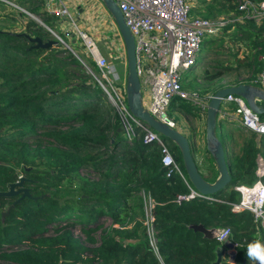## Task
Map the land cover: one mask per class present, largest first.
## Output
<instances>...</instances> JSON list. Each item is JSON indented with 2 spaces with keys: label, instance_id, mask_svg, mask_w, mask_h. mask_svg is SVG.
<instances>
[{
  "label": "trees",
  "instance_id": "1",
  "mask_svg": "<svg viewBox=\"0 0 264 264\" xmlns=\"http://www.w3.org/2000/svg\"><path fill=\"white\" fill-rule=\"evenodd\" d=\"M195 1L190 14L210 19L234 14L215 35L207 37L216 45L200 51L213 59L243 55L240 67L218 62L207 71L202 64V77L213 80L233 71L242 79H231L229 85L252 83L264 56V18L256 22L244 17L238 9L241 0L191 2ZM28 2L30 6L40 4L20 1ZM28 10L37 13L43 26L27 20L21 33L0 31V191L22 176L21 187L29 194L10 208L20 193L0 197V212L9 208L3 217L0 213V264H213L215 249L223 243L203 237L188 227L191 224L228 228L233 259L227 262L224 254L218 264H247V244L261 241V236L250 212L230 211V203L239 197L232 186L254 182L255 160L257 156L264 159V135L230 127L229 155L225 150L230 181L226 188L213 199L174 202V195L184 193L186 187L176 173L164 176L158 146L142 143L140 135L132 140L123 136L118 116L102 105V92L66 48L31 47L35 42L29 38L52 40L43 27L56 32L59 20L38 6ZM58 34L71 42L69 33ZM241 43L246 48L241 49ZM76 46L77 41L71 42L72 49ZM83 60L96 71L85 54ZM191 68L181 79L184 88ZM174 106L192 116L200 113L198 109L191 111L185 100L174 98L168 114ZM167 145L183 171L175 147L169 141ZM203 152V173L194 163L205 180H213L214 165L205 149ZM81 171L98 176L99 181L92 182L97 186L94 190L78 194L76 200L57 192L58 186H72V177ZM140 191L145 197H140ZM146 197L152 200L157 255L143 224ZM100 217L119 225L131 223L133 229L121 235L110 228L96 237ZM74 226H78L82 240L72 232Z\"/></svg>",
  "mask_w": 264,
  "mask_h": 264
},
{
  "label": "built area",
  "instance_id": "2",
  "mask_svg": "<svg viewBox=\"0 0 264 264\" xmlns=\"http://www.w3.org/2000/svg\"><path fill=\"white\" fill-rule=\"evenodd\" d=\"M36 1H39L44 12L57 17L59 21L63 22L67 16L69 17L64 0ZM114 2L133 37L135 72L141 87L142 106L154 118L174 127L168 116L171 101L174 98L182 100L190 98V93L182 87L181 79L184 73L201 57L202 40L215 35L226 20L222 17L207 19L192 16L189 12L191 3L188 0H114ZM0 3L12 6L19 12V15L25 13L34 18L38 16L33 15L13 0H0ZM238 9L243 11L244 17H250L256 22L264 18V0L256 3L241 0L238 3ZM72 25L70 30H60L64 34L69 33L72 40L81 42L85 55L94 63L96 71L91 73L86 63L78 58L81 65L91 73L96 86L102 92V99L116 112L123 136L127 140H132L140 135L142 143L157 145L164 176L168 177L176 173L185 184L186 191L176 193L173 201L180 203L193 199H207L208 196L199 193L189 184L185 173L173 158L165 139L128 111L124 97L125 50L117 28L116 34L119 36L121 49L116 56L123 58L117 62L122 64L123 71L107 61L91 37L74 24ZM46 29L52 35L53 46L66 48L74 57H77L71 47V42L74 41L66 43L57 32L48 27ZM260 61V70L252 83L264 88V56L260 57ZM208 98L200 102V114L203 118ZM216 118L225 121L231 128L235 127L264 135V119L252 112L238 96L229 94L224 96L220 101ZM255 163L254 182L250 185L232 186L239 197L236 202L230 203V211L233 213L250 212L257 223L256 228L258 235L261 236V243H264V159L257 156ZM151 207L152 200L146 197L143 201L145 211L143 224L148 243L157 255ZM215 233L217 236H223V239L215 237L214 239L224 244L227 241L229 229H218ZM225 246L224 244V254L227 251ZM230 247L232 248V244ZM254 264L257 262L254 261Z\"/></svg>",
  "mask_w": 264,
  "mask_h": 264
},
{
  "label": "rangeland",
  "instance_id": "3",
  "mask_svg": "<svg viewBox=\"0 0 264 264\" xmlns=\"http://www.w3.org/2000/svg\"><path fill=\"white\" fill-rule=\"evenodd\" d=\"M14 2L18 3L25 9L35 8L38 6V8H41V4H34L30 6V2L28 3H20L21 0H13ZM191 4H196L195 2H191L194 0H188ZM0 31L5 32H13V33H21L23 32V23L27 20H34L36 23L42 24V19L39 16H36L34 18L33 16H29L25 13H21L19 15V12L16 11L15 8L8 4H1L0 3ZM30 6V8H28ZM65 6L68 10L69 17L67 16L63 20V30H70L72 29L73 25L77 28L81 29L85 34L92 38V40L96 43L97 48L99 52L104 55L108 62H112L119 70L123 71L124 67L122 64L117 63L118 61L122 60V57H117L118 51L121 49L119 36L116 34V27L114 25V22L109 17L108 13L104 9V7L101 5V3L98 0H67L65 3ZM33 15H37L36 12L30 11ZM192 16L202 17L210 19L206 16H203L200 13H191ZM234 14H228L223 15V20H227L229 18H233ZM22 18V19H19ZM218 17H214L213 19H217ZM56 20H59L56 18ZM52 19L51 21L55 22ZM44 22V21H43ZM59 24V23H58ZM44 29L45 26L43 27ZM61 29V30H62ZM57 33L62 32L58 25L55 26L54 29ZM233 31L232 29L230 32ZM52 38V35L49 34ZM225 37V36H224ZM204 43L201 44L202 51L205 48H210L215 46V43H210L207 40V37ZM64 42L68 43L64 40ZM63 46L62 44H60ZM241 49L246 48L245 43H241L239 45ZM56 48H61L60 46H55ZM75 53L77 54V57L83 60V55L85 54L84 47L81 42H77V46L74 49ZM201 52V57L198 61H203L200 65H194V67L191 68V72L189 73V76L183 81V85L186 87L185 89L190 93V98L188 100H185L189 103L190 110L194 111L198 109V112H200V102L203 101L204 98L211 96L217 89L223 87V86H229V80L231 79H242L241 75H237V73H233V71H229L226 73H223L221 77L218 79L213 80H205L203 76V66L207 71H210L211 67L216 65L218 62H222L223 64L228 65L231 67H238L239 61L243 58V55L239 53L237 56L234 57H224L223 59L218 58H210L206 57L207 55L204 54V52ZM84 53V54H83ZM60 55H63L62 53ZM76 58V57H75ZM76 60H78L76 58ZM79 61V60H78ZM117 63V64H116ZM86 64L89 66V70L91 73H94L92 65L89 63L88 60H86ZM240 67V66H239ZM242 71V69H240ZM91 73H89L91 75ZM92 77V76H91ZM93 79V78H92ZM192 85V86H190ZM102 105L106 106L107 108L112 110V107H110L107 102L102 99ZM231 107V106H230ZM116 112L113 110L111 113ZM196 112V111H195ZM117 115V114H116ZM169 118L171 119L173 126L175 129L182 132L186 138L188 139V142L190 144V152L192 155V158L194 161L199 165L200 171H202V162L204 159V118L199 113L195 115H190L184 112L183 110H180L178 106H174L170 109ZM264 119V115L261 116ZM218 120V119H217ZM220 120V119H219ZM76 125L79 123H75ZM229 126L228 124L223 121H217L216 125V132L219 137V139L222 141L223 146L226 150V152L229 155ZM166 143L168 140H165ZM226 153V154H227ZM96 159V158H94ZM21 175V174H19ZM215 177V176H214ZM99 178L96 177V174L90 172V171H81L78 173V175L72 177V186L65 185L63 187L58 186L59 194H63L64 197L70 199V200H76L78 194H88L91 190H94L97 186L94 184L95 182H98ZM94 182V183H92ZM53 189L50 190L52 192ZM140 197H145L143 193L140 191L138 193ZM143 209V208H142ZM144 211V209H143ZM5 212V210L1 209V212ZM148 213V212H146ZM144 217H145V211H144ZM145 219V218H144ZM98 222L100 223V229L95 232V236L97 237L99 234H103L105 231L109 230L110 228L117 229L121 235H125L129 231H132L133 224L131 223H124L122 225L114 224L113 222L109 221L106 217H100L98 218ZM72 232L76 237H78L80 240L83 239L82 233L78 230V226H74L72 228ZM117 235V234H116ZM226 247L225 254L228 256L232 253V248L229 246ZM247 264H254L253 260H249Z\"/></svg>",
  "mask_w": 264,
  "mask_h": 264
},
{
  "label": "water",
  "instance_id": "4",
  "mask_svg": "<svg viewBox=\"0 0 264 264\" xmlns=\"http://www.w3.org/2000/svg\"><path fill=\"white\" fill-rule=\"evenodd\" d=\"M98 1L101 3L109 17L114 22L124 45V97L128 111L131 115L142 121L152 131L159 134L163 139L168 140L175 147L189 184L199 193L208 196L210 199H213L214 195L218 191L226 188L230 181V175L227 169L225 148L216 132L217 121H220L216 118L220 101L228 94L238 96L244 101L246 106L252 112L262 116L264 115V88L253 83H238L235 85L223 86L217 89L211 96H209L204 114V148L209 154L214 165L215 177L213 180H205L197 170L190 152V144L186 136L174 127L169 126L166 122H161L154 118L142 106L141 87L135 72L133 37L126 26L122 14L114 0ZM29 40L31 42H35V44H32L31 47L46 48L54 44L53 40L41 42L37 37L29 38ZM72 41H74V39ZM76 58L78 59V57ZM23 179L24 177L18 176V180L10 183L7 190L0 191V197L15 196L20 193L19 196L10 204L9 208L24 196H29L28 189L21 187ZM8 209L1 213V217L7 214ZM188 227L201 233L205 238H214L213 233L216 231L215 229H206L200 224H191ZM224 244L229 247L231 246V243L228 241H226ZM223 254L224 247H217L215 249L216 257L213 264H218L222 259ZM232 259L233 251L228 256L227 262H232Z\"/></svg>",
  "mask_w": 264,
  "mask_h": 264
},
{
  "label": "clouds",
  "instance_id": "5",
  "mask_svg": "<svg viewBox=\"0 0 264 264\" xmlns=\"http://www.w3.org/2000/svg\"><path fill=\"white\" fill-rule=\"evenodd\" d=\"M217 239H223V236H217L213 233ZM246 254L249 260L256 261L257 264H264V243L259 240L251 241L247 244Z\"/></svg>",
  "mask_w": 264,
  "mask_h": 264
},
{
  "label": "crops",
  "instance_id": "6",
  "mask_svg": "<svg viewBox=\"0 0 264 264\" xmlns=\"http://www.w3.org/2000/svg\"><path fill=\"white\" fill-rule=\"evenodd\" d=\"M67 0H64V2L66 3ZM63 22L62 21H59V24H58V27L59 29H62L63 27ZM63 30V29H62ZM72 41V40H71ZM224 245V244H223Z\"/></svg>",
  "mask_w": 264,
  "mask_h": 264
}]
</instances>
